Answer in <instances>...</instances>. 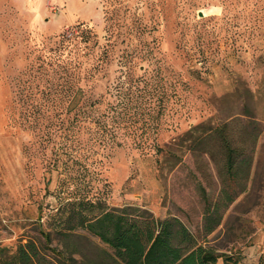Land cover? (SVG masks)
<instances>
[{
    "label": "rangeland",
    "instance_id": "1",
    "mask_svg": "<svg viewBox=\"0 0 264 264\" xmlns=\"http://www.w3.org/2000/svg\"><path fill=\"white\" fill-rule=\"evenodd\" d=\"M86 28L95 35L90 57L103 56L88 95L106 94L127 67L157 82L155 99L171 98L164 100L161 132L147 144L179 158L129 140L107 156L96 148L74 160L66 134L48 143L44 127L28 126L26 114L46 109L25 96L30 82L43 81L34 79L40 49ZM198 124L228 125L241 141L246 130L259 132L246 190L237 194L230 181V195H237L228 206L220 137L206 146L214 156L202 144L179 141ZM205 128L198 133L203 138ZM205 191L221 203L222 221L212 233L205 231ZM73 197L108 210L137 207L159 220L177 217L205 246L234 254L239 264H264V0H0V247L40 245L42 228L51 233L50 246L81 264L110 259L113 248L98 236L64 226ZM46 253L56 264L54 253Z\"/></svg>",
    "mask_w": 264,
    "mask_h": 264
},
{
    "label": "trees",
    "instance_id": "2",
    "mask_svg": "<svg viewBox=\"0 0 264 264\" xmlns=\"http://www.w3.org/2000/svg\"><path fill=\"white\" fill-rule=\"evenodd\" d=\"M89 28L77 32L64 33L51 44L40 49L39 61L34 79L37 85L26 87L30 94L25 95L29 104L43 106L26 114L25 121L29 127H44L43 141L52 142L53 137H69L70 154L74 160L92 156L96 148L109 152L133 141L136 148H156L157 154L166 152L169 156L179 158L173 150L165 151L161 146L148 143L152 137L157 138L161 132L159 118L167 109L165 95L155 99L154 90L157 82L147 77H135L132 67L119 76L106 94L92 99L88 92L95 85L97 73L102 70L103 56L91 58L89 42L94 37ZM143 83V84H142ZM41 87L35 91V87ZM40 92V98L36 94ZM156 100L157 101L156 103ZM37 103V104H35ZM228 125L205 128V124L191 127L179 141L191 140V145L203 146L208 154L214 156L213 149L206 147L209 140L220 137L219 149L224 158L225 179L221 189L222 201L228 206L238 193L246 190L252 166L253 151L259 132L246 130V139L226 131ZM205 130L207 137L198 134ZM251 141V142H250ZM58 150H62L60 143ZM181 147L184 145L179 143ZM194 148V147H193ZM51 166V163H50ZM51 167L49 173H51ZM230 181L237 188V194L230 195ZM51 183L47 180L46 188ZM204 192L206 203L205 231L212 233L222 221L221 203L210 200ZM70 210L64 218V226L69 230L79 226L98 236L113 248L111 258H103L99 264H239L234 254L220 253L205 246L199 237L177 217L156 219L137 207L126 206L108 210L100 202L86 197H73L67 201ZM43 240L38 245L29 240L19 243L15 250L9 246L0 247L2 264H51L46 250L55 256L56 264H81L74 255L50 246V231L41 228Z\"/></svg>",
    "mask_w": 264,
    "mask_h": 264
}]
</instances>
